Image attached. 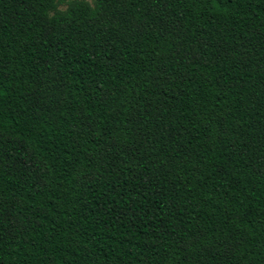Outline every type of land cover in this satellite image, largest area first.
I'll list each match as a JSON object with an SVG mask.
<instances>
[{
  "label": "trees",
  "instance_id": "obj_1",
  "mask_svg": "<svg viewBox=\"0 0 264 264\" xmlns=\"http://www.w3.org/2000/svg\"><path fill=\"white\" fill-rule=\"evenodd\" d=\"M0 0V264H264V0Z\"/></svg>",
  "mask_w": 264,
  "mask_h": 264
},
{
  "label": "rangeland",
  "instance_id": "obj_2",
  "mask_svg": "<svg viewBox=\"0 0 264 264\" xmlns=\"http://www.w3.org/2000/svg\"><path fill=\"white\" fill-rule=\"evenodd\" d=\"M56 1H57L56 8L57 9H64L66 7L67 2L70 0H56ZM84 1H86L90 4L92 3V0H84Z\"/></svg>",
  "mask_w": 264,
  "mask_h": 264
}]
</instances>
